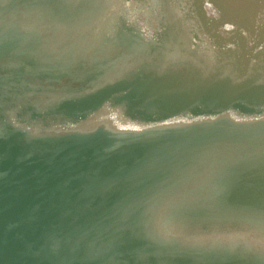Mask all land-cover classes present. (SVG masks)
Listing matches in <instances>:
<instances>
[{
	"label": "water",
	"instance_id": "water-1",
	"mask_svg": "<svg viewBox=\"0 0 264 264\" xmlns=\"http://www.w3.org/2000/svg\"><path fill=\"white\" fill-rule=\"evenodd\" d=\"M0 264H264V0H0Z\"/></svg>",
	"mask_w": 264,
	"mask_h": 264
}]
</instances>
